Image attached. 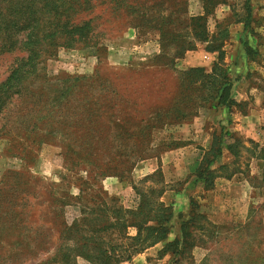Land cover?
Wrapping results in <instances>:
<instances>
[{
  "label": "rangeland",
  "instance_id": "obj_1",
  "mask_svg": "<svg viewBox=\"0 0 264 264\" xmlns=\"http://www.w3.org/2000/svg\"><path fill=\"white\" fill-rule=\"evenodd\" d=\"M68 1L3 15L42 42L17 62L29 52L2 49L0 31V85L16 69L0 108V264H94L93 241H151L159 199L166 238L110 264H264V122L202 174L227 129L216 55L237 110L252 104L234 100L240 80L264 90V69L235 70L264 64V0H86L83 40L54 27Z\"/></svg>",
  "mask_w": 264,
  "mask_h": 264
},
{
  "label": "trees",
  "instance_id": "obj_2",
  "mask_svg": "<svg viewBox=\"0 0 264 264\" xmlns=\"http://www.w3.org/2000/svg\"><path fill=\"white\" fill-rule=\"evenodd\" d=\"M79 2V3H75ZM36 3L32 2L31 5H22L20 7V0H0V31H3L4 33L1 34L6 38V42L2 45V49H12L17 48L18 44L21 46V49L29 52L26 57H22L21 59L18 58L16 60L17 62L20 60V62H27V60H30L31 58L36 57L38 54V46L41 44V40L34 32H29L27 35H25L23 40H20L17 35H14L12 33L11 29L12 25L11 22L7 23V21L4 19L3 15L4 12H10V10L13 7H18V10L16 12H19L20 14L23 11V14H26L25 10H28L30 8H34V5ZM86 0H69L66 4V10L64 14H68L67 19L63 20L60 18L59 20L56 19L54 22V27L61 28V30L66 32V37L70 38L69 40H83L88 37L89 34V26H91V19H85L80 18L82 13L86 12V9H83V6H85ZM249 10V9H248ZM35 14L34 12H31V15ZM76 16H78V20H76ZM248 18H250V12L248 14ZM247 18V21L249 20ZM38 19L34 18L32 23L33 25H28L29 27H34L35 24H37ZM28 24V23H27ZM247 24V22L245 23ZM247 50V49H246ZM247 52H250V49L248 48ZM212 54H215V52H211ZM200 69H190L188 73L192 72H199ZM16 75V69L15 71L10 75V77L7 79V82L0 85V108L1 104L3 102L4 96H5V88L11 83V81L15 78ZM214 76H218L220 78L219 81V88L217 91H220V94L218 96V101L220 105H222L225 108H232L236 104L235 102L231 101L230 95L232 91V83L228 79V73L227 69L224 67V65L221 62H218V55H216L215 60L213 61V67H212V73L208 75L207 77L213 78ZM229 99V100H228ZM227 100V101H226ZM0 109V114H1ZM214 143H212L211 148L206 153V156L208 154H212V158L208 159L205 162V169L202 170L203 175H207V173L211 172V170L208 168L211 165H213L220 157L223 155L224 150H228L229 152H232V144L227 145L224 140L233 139V134H231L229 131L225 130L220 132L217 136H214ZM226 138V139H225ZM205 156V157H206ZM204 157V159H205ZM204 160L201 161L200 164H203ZM202 169V168H201ZM197 171H200V168H198ZM231 177V176H226ZM205 181V187H210L213 184V181L209 183V177H203ZM206 179V180H205ZM168 190V189H167ZM166 192V188L163 187V190L159 194V197H161ZM156 207L158 210V227H149V237L152 239L151 241H144L141 240V236L139 233L135 237H128V233L124 236L123 239L126 241H132V242H125L121 239V241H118V243L112 244L108 241H102L101 243L99 241H93L92 244L94 246V253L90 256H87L90 261L94 264H110V263H122L124 261H128L131 259V256L141 252L143 249L147 247H152L156 245L161 240H164L166 238V233H168V230H166V227H163V225L166 223V210H170L169 207H166L163 201L159 199V201L156 203ZM171 212L168 215L167 221L169 220V217H171ZM165 218V219H164ZM120 225L122 223L120 222ZM102 230L100 229L99 232ZM156 234V235H155ZM155 235V237H153ZM176 241V240H175ZM174 241V242H175ZM173 242V243H174ZM178 241H176L177 243ZM128 244V245H127ZM105 247V249H104ZM126 248V249H123ZM114 253H111V251ZM108 252L110 254H114L117 257H113L112 255H108ZM118 252V253H117Z\"/></svg>",
  "mask_w": 264,
  "mask_h": 264
},
{
  "label": "crops",
  "instance_id": "obj_3",
  "mask_svg": "<svg viewBox=\"0 0 264 264\" xmlns=\"http://www.w3.org/2000/svg\"><path fill=\"white\" fill-rule=\"evenodd\" d=\"M252 62L248 61V59L246 58V56H244V64L242 65L239 64L240 66H236L235 70H245V72H248L251 68H253V65H256V69L260 70V69H264V64H251ZM191 66H197V65H191ZM235 67V64L234 66ZM232 70V69H231ZM254 72V71H252ZM254 83V82H253ZM252 83V81H248L245 79L240 80L239 83L236 84L234 93H233V97L234 100L238 103L241 102H246L247 100H250V103L252 101V104H250L248 106V110L245 111H239L234 107L232 108H224V114H225V121H223V124L227 125V129L229 130V132L233 135H248L250 136L253 133L254 130V126L256 124L257 121H263L264 122V90H261L260 88H258L256 85H254ZM234 110V112H233ZM259 121V122H260ZM221 125V124H220ZM224 126V125H222ZM219 127V125H218ZM222 128L219 127L218 130H214L212 132L213 133H217L220 134ZM212 146L207 142L206 147V151H208ZM201 149V148H200ZM199 153V158H201V153H203V150H200ZM226 151V152H225ZM227 150H224V155L222 158H220V162L219 164H227L226 161H224V159H226V155L225 153H227ZM229 158H227L228 161ZM256 161V160H255ZM225 162V163H224ZM200 164V159H199V163ZM256 164H258V162L256 161ZM235 177V176H233ZM249 197V193L247 195ZM234 208H231L229 213L232 214L234 212L233 210ZM168 259V256L166 257V260Z\"/></svg>",
  "mask_w": 264,
  "mask_h": 264
}]
</instances>
